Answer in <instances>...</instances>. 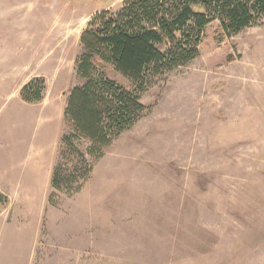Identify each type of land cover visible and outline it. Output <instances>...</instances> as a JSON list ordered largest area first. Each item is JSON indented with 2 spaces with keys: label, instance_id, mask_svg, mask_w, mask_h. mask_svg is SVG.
<instances>
[{
  "label": "rangeland",
  "instance_id": "374dc122",
  "mask_svg": "<svg viewBox=\"0 0 264 264\" xmlns=\"http://www.w3.org/2000/svg\"><path fill=\"white\" fill-rule=\"evenodd\" d=\"M122 2L0 0V73L26 57L27 75L45 79L39 106H64L80 82L82 32ZM141 101L149 113L91 158L79 192L13 197V218L25 199L47 208L42 228L20 248L13 237L0 264H264V22L231 37L210 23L199 56L153 79ZM39 106L0 92V127L13 141L56 146L65 122Z\"/></svg>",
  "mask_w": 264,
  "mask_h": 264
},
{
  "label": "trees",
  "instance_id": "16d2710c",
  "mask_svg": "<svg viewBox=\"0 0 264 264\" xmlns=\"http://www.w3.org/2000/svg\"><path fill=\"white\" fill-rule=\"evenodd\" d=\"M214 21L227 36L237 35L264 22V0H123L118 10L93 15L80 37L75 62L80 82L67 98L53 190L69 196L80 191L92 176V159L101 158L149 113L141 95L153 79L197 58L205 30ZM106 65L131 86L108 77ZM44 90V77H34L23 86L21 98L39 102ZM7 203L0 192V208Z\"/></svg>",
  "mask_w": 264,
  "mask_h": 264
},
{
  "label": "crops",
  "instance_id": "0c3cea01",
  "mask_svg": "<svg viewBox=\"0 0 264 264\" xmlns=\"http://www.w3.org/2000/svg\"><path fill=\"white\" fill-rule=\"evenodd\" d=\"M20 49L19 51H21ZM23 57L19 54L18 60L13 65V72L9 70V68L12 69L11 61H5V71L0 73V92L1 95L7 94L9 98L15 97L19 106L34 105L38 107L46 98L45 93L42 100L36 103H28L21 98L22 87L35 77V75H27V67L23 63ZM57 103V99L49 101L46 106H39L41 107L39 111L43 114V108L50 105L51 109L54 107L55 112L53 111V113L56 115V121L60 120L61 122L64 120L67 100L65 105L61 107ZM61 128L63 127L60 126V132ZM12 133L11 127L7 124L0 127V192L6 195L10 202V204L8 203L9 206L7 204L0 209V261L5 260L7 255L12 253L11 241L13 237L16 238V244L20 248L19 239L22 235L28 230L31 231L32 235H35L36 229H41L43 226L47 199L42 198L38 206L34 205L32 198L25 199L27 206L20 214L22 219L17 218L18 215L13 218L11 206L14 203L13 197H18L19 201L26 197H47L53 190L51 177L63 130L61 136L58 137V142L55 143L56 146L53 147L44 141H13L11 139ZM32 245L33 241L31 247ZM30 254L32 253L30 252Z\"/></svg>",
  "mask_w": 264,
  "mask_h": 264
}]
</instances>
